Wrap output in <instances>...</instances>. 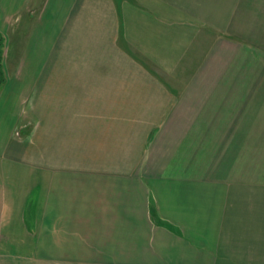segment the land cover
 <instances>
[{
	"label": "crops",
	"instance_id": "crops-1",
	"mask_svg": "<svg viewBox=\"0 0 264 264\" xmlns=\"http://www.w3.org/2000/svg\"><path fill=\"white\" fill-rule=\"evenodd\" d=\"M0 38V264H264V0H0Z\"/></svg>",
	"mask_w": 264,
	"mask_h": 264
},
{
	"label": "rangeland",
	"instance_id": "rangeland-1",
	"mask_svg": "<svg viewBox=\"0 0 264 264\" xmlns=\"http://www.w3.org/2000/svg\"><path fill=\"white\" fill-rule=\"evenodd\" d=\"M2 44H1V38H0V53H2L3 51V48H2ZM258 56H263L264 53L262 54H257ZM261 56V57H262ZM250 69L247 71L249 74H250V77L252 78V82L253 83H259V82H264V59H260V61H256V59L254 58L252 61L250 60ZM3 67V62H2V59H1V56H0V69ZM246 69V68H245ZM245 69L242 71H245ZM3 80V76L1 75L0 76V84H1V81ZM250 110L253 111V115H259V110L258 108H250ZM264 119V117H263ZM253 123L251 124V126L253 127V134L254 136H256V131H260V121H261V118L259 116H254L252 119ZM248 125V124H247ZM249 126V125H248ZM255 143H258L257 146H255ZM254 150H256V152L254 153H257L259 152V155H260V150L263 152L264 154V140H254ZM263 160H264V156H262ZM264 164V162H263ZM263 175V179H264V167H263V171L262 173L260 174V168L258 171H254V180L255 179H260L261 176Z\"/></svg>",
	"mask_w": 264,
	"mask_h": 264
}]
</instances>
